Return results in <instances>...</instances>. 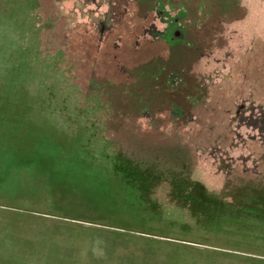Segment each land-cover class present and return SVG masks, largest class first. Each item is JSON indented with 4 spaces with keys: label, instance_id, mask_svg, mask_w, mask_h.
I'll list each match as a JSON object with an SVG mask.
<instances>
[{
    "label": "rangeland",
    "instance_id": "rangeland-1",
    "mask_svg": "<svg viewBox=\"0 0 264 264\" xmlns=\"http://www.w3.org/2000/svg\"><path fill=\"white\" fill-rule=\"evenodd\" d=\"M0 264H264V0H0Z\"/></svg>",
    "mask_w": 264,
    "mask_h": 264
}]
</instances>
